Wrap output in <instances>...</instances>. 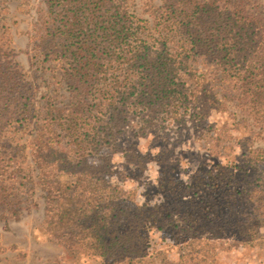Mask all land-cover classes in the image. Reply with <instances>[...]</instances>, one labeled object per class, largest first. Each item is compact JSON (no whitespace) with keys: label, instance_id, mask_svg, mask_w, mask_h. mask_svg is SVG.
<instances>
[{"label":"rangeland","instance_id":"obj_1","mask_svg":"<svg viewBox=\"0 0 264 264\" xmlns=\"http://www.w3.org/2000/svg\"><path fill=\"white\" fill-rule=\"evenodd\" d=\"M125 1L150 28V13L165 0ZM243 5L264 29V0ZM46 11L45 0H0V72L8 73L0 75V264H106L81 253L74 258L41 229L45 192L31 148L45 132L47 109L63 110L70 100L65 65L35 49ZM216 63L211 55L189 62L200 85L183 122L162 114L140 135L134 119L113 142L84 154L122 187L128 210L150 216L139 229L147 240L142 264H264V113L240 98ZM66 142L59 147L75 148ZM254 219H262L256 228L249 226Z\"/></svg>","mask_w":264,"mask_h":264},{"label":"trees","instance_id":"obj_2","mask_svg":"<svg viewBox=\"0 0 264 264\" xmlns=\"http://www.w3.org/2000/svg\"><path fill=\"white\" fill-rule=\"evenodd\" d=\"M45 6L35 49L65 65L70 100L63 110L47 109L45 132L31 148L45 192L41 229L76 259L81 253L106 264H142L147 240L139 229L150 216L128 210L122 187L107 182L84 154L113 142L134 119L140 135L159 125L162 114L183 122L198 97L199 77L189 65L195 56L216 57L240 98L264 113L261 20L246 13L243 0H165L150 13V28L128 12L125 0H45ZM60 140L75 148H60ZM61 174L74 181L60 180Z\"/></svg>","mask_w":264,"mask_h":264}]
</instances>
